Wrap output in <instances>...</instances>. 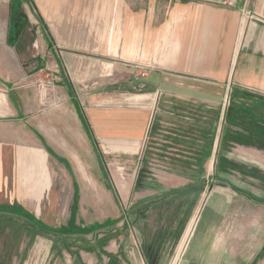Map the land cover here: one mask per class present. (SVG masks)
<instances>
[{
	"label": "crops",
	"instance_id": "obj_1",
	"mask_svg": "<svg viewBox=\"0 0 264 264\" xmlns=\"http://www.w3.org/2000/svg\"><path fill=\"white\" fill-rule=\"evenodd\" d=\"M9 13L0 28V206L21 205L51 226L45 215L52 197L60 202L67 195L56 180L67 174L78 180L69 145L77 140L82 148L91 130L92 138L114 156L136 159L143 153L145 161L151 158V140L163 132L159 123L166 115L160 104L155 108L153 92L132 96L127 114L120 109L111 114L119 118L122 113L125 121L128 116L133 126L119 119L105 126V100L97 96L102 92L83 105L87 69L104 58L139 67L151 81L160 75L161 87L172 78L182 89L162 96L218 105L219 120L223 115L225 122L212 143L201 144L197 117L192 130L183 131L193 133L192 139L174 140L183 148L264 149V0H234L233 5L226 0H16ZM32 50L36 52L29 56ZM52 78L56 80L47 85ZM174 154L172 162H185L177 157L184 154ZM83 169L77 167L87 181L88 168ZM74 190L73 201H80L82 212L78 184ZM147 237L104 239L101 254L86 251L89 258L80 251V264H153L158 251ZM207 251L214 260L223 253L213 247ZM199 257L197 250L192 260Z\"/></svg>",
	"mask_w": 264,
	"mask_h": 264
},
{
	"label": "rangeland",
	"instance_id": "obj_2",
	"mask_svg": "<svg viewBox=\"0 0 264 264\" xmlns=\"http://www.w3.org/2000/svg\"><path fill=\"white\" fill-rule=\"evenodd\" d=\"M10 1L0 0V28L9 21ZM28 38L34 40L31 34ZM33 52L36 50L27 54L31 56ZM61 60L65 64L63 56ZM102 62L98 67L87 69L90 78L85 94L88 97H84L83 105L87 107L91 96L96 97V91L102 92L97 96L105 100L102 115L105 126L109 127L117 119L121 124L133 126L128 116L125 121L126 115L121 113L117 118L111 114L117 109L127 114L125 108L129 109V103H133L129 100L132 96L153 92L155 108L160 104L166 115L164 122L159 123L163 132L151 140V158L145 161L143 153L136 159L114 156L92 138V130L90 138L84 136L82 148L77 140L72 141L68 158L78 180H72L69 174L56 180L67 195L60 202L52 197L45 215L46 222L54 229L0 215V264H80V251L89 258V251L98 250L97 254H101L104 239L145 233L149 237L155 234L151 239L158 255L151 261L153 264H264V205L240 197L226 181L264 198V149L183 148L174 140L192 139L193 133L183 131H191L192 121L197 117L201 121L196 127L201 144L212 143L218 125L225 122L223 115L219 120L218 105L162 96L166 91L182 89L172 78L161 87L158 74L151 81L147 78L151 76L139 67L120 65L111 58H104ZM59 69L62 70L61 65ZM160 96L164 99L159 100ZM166 96L171 98L167 101ZM224 104L225 100L223 107ZM174 153L184 154L177 157L185 162H172ZM98 161L104 166L105 177ZM77 167L88 168L89 180L80 178ZM75 184L80 190L82 212L80 201H73ZM25 204L33 208L32 202ZM71 204H74L73 215L69 209ZM71 215H75L72 222ZM212 247L223 252L215 260L208 258L207 250ZM197 250L200 259L192 260Z\"/></svg>",
	"mask_w": 264,
	"mask_h": 264
},
{
	"label": "trees",
	"instance_id": "obj_3",
	"mask_svg": "<svg viewBox=\"0 0 264 264\" xmlns=\"http://www.w3.org/2000/svg\"><path fill=\"white\" fill-rule=\"evenodd\" d=\"M15 2L16 0H11L10 4H14ZM10 44L12 43L10 42ZM256 110L258 109L256 108ZM259 133L261 134L260 136H263V132H259ZM226 181H227L228 187H231V189L235 191L240 197L251 201L253 204L264 205V198L259 197L252 192H249L239 186L234 185L233 183L229 182V180H226ZM0 215L8 219L18 218L21 220H25L28 223L33 224L35 227L37 226V227H41L44 229H51V230L54 229L52 226L46 224L42 219H39L33 212H31L30 210H28L27 208L21 205L0 206Z\"/></svg>",
	"mask_w": 264,
	"mask_h": 264
},
{
	"label": "built area",
	"instance_id": "obj_4",
	"mask_svg": "<svg viewBox=\"0 0 264 264\" xmlns=\"http://www.w3.org/2000/svg\"><path fill=\"white\" fill-rule=\"evenodd\" d=\"M226 2L228 3V4H230V5H233L234 4V0H226ZM56 80V78H52L51 80H49L48 82H47V85H52L53 84V82Z\"/></svg>",
	"mask_w": 264,
	"mask_h": 264
},
{
	"label": "bare ground",
	"instance_id": "obj_5",
	"mask_svg": "<svg viewBox=\"0 0 264 264\" xmlns=\"http://www.w3.org/2000/svg\"><path fill=\"white\" fill-rule=\"evenodd\" d=\"M182 242H184V241H182Z\"/></svg>",
	"mask_w": 264,
	"mask_h": 264
}]
</instances>
